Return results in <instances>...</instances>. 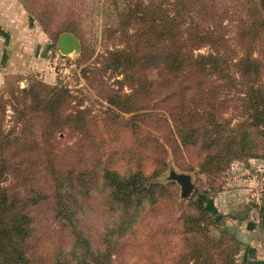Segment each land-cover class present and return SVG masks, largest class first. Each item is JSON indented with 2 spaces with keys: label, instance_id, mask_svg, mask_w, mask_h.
<instances>
[{
  "label": "trees",
  "instance_id": "1",
  "mask_svg": "<svg viewBox=\"0 0 264 264\" xmlns=\"http://www.w3.org/2000/svg\"><path fill=\"white\" fill-rule=\"evenodd\" d=\"M237 1L242 11L230 35L224 32L223 14L214 12L208 0H122L120 7H115L114 1L117 21L108 30L112 35L118 34V42L112 48L105 49L102 68L99 70L121 75L120 79H116L121 90L106 87L104 97L108 104L122 111L135 112L127 120L141 124L150 118L154 125V132H139L136 140L133 139L134 149H127L125 154L136 159L140 156L142 160L156 154L155 159L160 161L166 152L165 144L169 145L173 153L177 150L181 154L183 150L195 153V148H198L201 151L196 150L197 154L200 153L197 158L199 171L209 173L223 169L225 165L222 164L231 157L264 158V64L261 57L255 55L256 48H259L264 57V0ZM20 2L47 30V26L43 25L47 16L43 18L24 0ZM53 15L49 11L48 20ZM64 31L76 35L80 42L76 23L62 21L53 38ZM202 47H207V50L200 52ZM83 53V47H80V54ZM124 87L130 88V92H126ZM222 90L234 92L238 102L233 108L239 120L234 124L220 114L223 110L219 105L226 100L219 98ZM16 93L18 95L12 97L22 98L26 116L28 111H33L34 116L45 122L42 127H46L47 131L41 132L43 141L49 142L55 138L56 132L70 129L80 135V140L88 139L85 144L79 141V146L74 149L81 148L80 160L95 157L97 147L92 146L95 140H91L92 136L88 132L89 112L80 103H72L77 96L66 86L59 82L49 85L34 81L16 89ZM148 93L156 94L157 102L163 103V106H157L160 111H153L149 115L142 111L139 100L132 106L141 94ZM17 104L20 103L14 100L11 108L13 113H17ZM26 116L16 120L29 123L32 117ZM122 120L121 128L126 131L128 121ZM165 130L170 135L168 140L164 136ZM158 132L162 133V137H159ZM22 135L23 131H20L15 137L21 139ZM8 140V133H3L0 127V141ZM255 148H260L263 154H257L253 150ZM86 153L87 157H84ZM122 153L124 150L110 151L106 162L101 165L98 162L92 171L87 172L82 167L75 170V166L64 170L57 166L54 157L44 152L41 166L44 185L43 190L38 186L42 191L40 194H48L46 190L56 194L54 199L57 207H60L62 194H68L71 188L81 189L88 180L87 173L95 177L99 172L107 183L114 184L113 192L116 196L121 195V209L127 208V212L131 206L133 208V205L141 203L145 195L141 193L147 189L146 185L155 173L145 171V163L140 162L136 170L129 172L128 177L121 175L115 167L119 165ZM131 157L123 159L130 160ZM7 165L0 147V264H43L36 262V258L50 255L49 245L57 242L61 249L69 246L71 258L58 256L44 264H103L101 254L87 256L88 241L75 226L65 225L59 234L56 233V237L37 228V218L30 212L32 208L28 206L29 210L25 211L20 199L9 195L2 184L3 176L8 171ZM17 201L19 206L16 205ZM208 201L207 194L198 192L195 197L197 218L186 213L182 219L183 239L185 243L189 240L182 263L234 264L236 254L233 255V251L235 247L238 249V240L227 254L216 255L213 250L210 253V249L218 247L220 240H214L206 234L208 224L214 222L209 218L214 214ZM68 212L60 209L56 215L66 222L62 217ZM135 213V210L130 211L127 217H133ZM45 215L41 211L36 217L41 221ZM129 221L130 226L135 220ZM77 248L83 250L82 256L76 255Z\"/></svg>",
  "mask_w": 264,
  "mask_h": 264
},
{
  "label": "rangeland",
  "instance_id": "2",
  "mask_svg": "<svg viewBox=\"0 0 264 264\" xmlns=\"http://www.w3.org/2000/svg\"><path fill=\"white\" fill-rule=\"evenodd\" d=\"M24 1L43 18L47 16L43 20L47 30L38 20L32 18L51 42L52 48L48 51V71L34 70L28 73L14 71L0 76V127L3 133L9 135L8 141H0V147L8 162V171L3 176L2 184L9 195L20 199L25 211L28 206L29 209L32 208L30 212L34 214V218H37V228L55 236L64 229L65 225L75 226L88 241L87 256L101 254L103 264H183L187 252L185 246L189 245V240L185 243L183 239L182 219L186 213L197 218L195 197L201 192L207 194L209 199L207 204L214 214L213 217H209L214 222L208 224L206 234L214 240L219 239L221 243L218 242L217 248L210 249V253L213 250L216 255L227 254L233 250L234 242L238 240L240 242L238 249L235 247L233 251V255L236 254L234 264H241L245 243L246 256L251 258L247 264H264V203L254 204L247 196L248 176L254 169L264 172L263 157H231L222 164L225 165L223 169L209 173L199 171L197 158L200 153H196V150L200 151L198 148H195V153L183 150L181 154L177 150L173 153L169 145L165 144L166 152L160 161L155 159L156 154L148 158L144 157L147 159L143 160L140 156L136 159L125 154L127 149H134L133 139L136 140L137 134L147 130L154 132L152 130L154 125L150 118L141 124L127 120L135 112L122 111L117 106L108 104L104 97L106 87L121 90L120 84L116 81L121 75H112L109 70L100 72L99 69L102 68L105 49L112 48L118 42L116 40L118 34L112 35L108 28H113L117 21L114 1H116L115 7L116 5L120 7L122 0ZM208 2L214 12L223 14L224 32L232 34L235 30L236 18L242 11L239 2L237 0H208ZM49 11L54 14L51 20H48ZM64 20L76 23L80 33V47H83L84 51L83 54L79 51L76 54L66 55L67 63L72 64L69 68L71 74L67 78L65 69L59 72L51 64L52 56L59 52L55 46L58 35L56 38H53V35ZM206 50L207 47H202L200 52ZM255 55L260 56L264 64V57L259 48H256ZM148 73L151 78L150 69ZM262 77H264V69ZM34 81H42L49 85L59 82L77 96L72 103H80L89 112L88 132L89 136H92L91 140H95L92 146L97 147L94 158L80 160L81 148L75 151L74 149L79 146V141L85 144L88 139L80 140V135L70 129L56 132L55 138L45 142L41 135V132L47 131L46 127H42L45 122L34 116L33 111H28L27 116L32 117L29 123L16 120L20 116L25 117L27 111L22 98L19 96L15 99L12 96L18 95L16 89L28 86ZM124 90L130 92L128 87H124ZM227 92L222 90L220 93L219 98L226 99L219 105L223 110L220 114L234 124L239 120L238 113L233 108L238 102L234 92ZM155 96L156 94L153 93L141 94L132 106L139 100L142 111L148 112L147 115L152 114L153 111H160L157 106L161 107L163 103L157 102ZM14 100L20 103L15 106L17 113L11 110ZM122 119L128 121L129 127L127 126L126 131L121 128ZM131 127L134 128L130 129ZM20 131H23V135L21 139H17L15 136ZM165 131L164 136L168 140L170 135L167 134V130ZM157 134L162 137V133ZM113 150H124V153L120 154L119 165H115V169L121 175L128 177L129 172L136 170L140 162L145 163V171L155 173L147 183V189L141 193L145 195L137 206L133 205V208L131 206L127 212H125L127 208L122 210L123 198L114 194V184L107 183L99 172L95 177L87 173L88 180L81 189L71 188L67 190L68 194H62L60 207H57L54 199L56 194H50L47 190L48 194H40L42 191L38 186L40 185L43 190L44 185V177H41L44 152L54 157L57 166L63 167L64 170L73 169L75 166V170L82 167L90 172L98 162L100 165L106 162V156ZM253 150L259 155L263 154L260 148ZM84 157H87V153ZM130 157L132 158L130 160L123 159ZM171 170L191 175L193 188L186 197L180 196L179 184L169 178ZM19 201L16 202L17 206ZM244 204L249 205V208L244 212V217H240L245 209ZM47 205L50 207L47 208ZM155 207L158 209L154 210ZM60 209L69 211L68 215L62 217L67 223L59 219L61 216L56 215ZM134 210L136 211L134 216L127 217V213ZM41 211L46 215L40 221L36 216ZM129 220L135 221L129 226ZM200 237L202 238V235ZM68 247L61 249L58 242L51 244L49 249L52 253L36 258L35 261L44 264L52 262L58 256L71 258ZM77 249L76 255L82 256L83 250Z\"/></svg>",
  "mask_w": 264,
  "mask_h": 264
},
{
  "label": "crops",
  "instance_id": "3",
  "mask_svg": "<svg viewBox=\"0 0 264 264\" xmlns=\"http://www.w3.org/2000/svg\"><path fill=\"white\" fill-rule=\"evenodd\" d=\"M51 42L19 0H0V76L48 71ZM241 264H247L246 243ZM262 259V258H260Z\"/></svg>",
  "mask_w": 264,
  "mask_h": 264
},
{
  "label": "water",
  "instance_id": "4",
  "mask_svg": "<svg viewBox=\"0 0 264 264\" xmlns=\"http://www.w3.org/2000/svg\"><path fill=\"white\" fill-rule=\"evenodd\" d=\"M56 49L63 55L76 54L80 51L79 39L71 32H61L56 39ZM169 178L175 180L180 186V196L186 197L193 188V182L191 180V175L183 172H175L171 170L169 172ZM243 211L240 217H244V212L249 208V205L244 204Z\"/></svg>",
  "mask_w": 264,
  "mask_h": 264
},
{
  "label": "built area",
  "instance_id": "5",
  "mask_svg": "<svg viewBox=\"0 0 264 264\" xmlns=\"http://www.w3.org/2000/svg\"><path fill=\"white\" fill-rule=\"evenodd\" d=\"M52 67L61 72L66 70V78L70 73L69 68L72 64L67 63L66 55L56 52L51 58ZM249 190L248 200L254 204H261L264 195V172L259 169H254L248 176Z\"/></svg>",
  "mask_w": 264,
  "mask_h": 264
}]
</instances>
